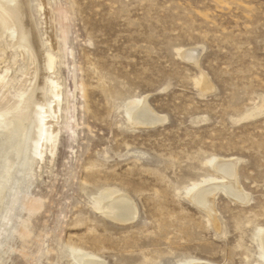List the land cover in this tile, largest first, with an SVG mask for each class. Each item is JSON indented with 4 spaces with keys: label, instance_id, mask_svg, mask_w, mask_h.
<instances>
[{
    "label": "rangeland",
    "instance_id": "obj_1",
    "mask_svg": "<svg viewBox=\"0 0 264 264\" xmlns=\"http://www.w3.org/2000/svg\"><path fill=\"white\" fill-rule=\"evenodd\" d=\"M41 1L30 11L47 53L44 105L0 205V264H264V0H49L48 23ZM14 40L0 36V96L16 101L34 74ZM189 47L197 63L178 52ZM57 87L56 149L46 142L40 158ZM144 98L162 122L130 123ZM230 156L236 181L214 167ZM212 181L243 195L216 190L214 216L190 199ZM122 192L136 204L124 223L100 208Z\"/></svg>",
    "mask_w": 264,
    "mask_h": 264
},
{
    "label": "bare ground",
    "instance_id": "obj_2",
    "mask_svg": "<svg viewBox=\"0 0 264 264\" xmlns=\"http://www.w3.org/2000/svg\"><path fill=\"white\" fill-rule=\"evenodd\" d=\"M41 2H44V22L48 23V21L54 20L50 1L42 0ZM46 6H49V8H46ZM8 29L14 31L15 43L27 49L28 57L32 62L31 68L34 76L28 92L20 99L15 101L7 91H4L0 96V110L4 109L1 111L2 113L0 115V205L3 202L6 189L8 186H11L9 184L11 179L15 174L20 173V175H22L28 165L27 163L30 161V142L33 135V130L30 128L31 114L37 105H44V88L48 74L47 53L42 46L38 31L34 24L33 16L30 11V0H0V36ZM44 32L52 49H57L58 41L55 32L53 30L49 33H47V31ZM190 47L189 49L180 48L178 52L181 56L192 59V63L194 61L197 63V56L193 54L194 50ZM54 68L55 65H53V69ZM7 71L8 68L0 75V86L6 78ZM203 81L204 80L200 82V85L207 87L208 80L206 83ZM56 90L58 96L54 99L51 108L45 107L41 114L43 136L38 145L37 152L40 158H43L45 150H47L45 149L47 146L46 142L48 143V149L51 155H54L56 149L62 96L60 94V88L57 87ZM163 118L164 117L160 116L152 109L146 98L134 108L129 117V119H131L130 123L137 125H153L157 122H162L164 120ZM235 166L236 160L231 158V156L230 158H222V160L214 164L215 170L224 180L230 179L232 181H236ZM16 180H19L18 177ZM11 188L13 189V186H11ZM219 188L224 190L235 200H241L243 197L242 192L237 190L234 185H230L226 182L217 183L212 181L211 183L199 186L190 194V199L195 201L198 200V203L204 207V209H208V212L214 216L215 209H213L212 199L216 190ZM243 192H245V190H243ZM100 208L104 215L122 223L132 220L136 212L135 201L126 192L117 195L112 194V197L108 199V201H102ZM262 243L264 247V235L262 236ZM81 259L84 264H107L103 258L96 255H88ZM190 264L212 263L194 261Z\"/></svg>",
    "mask_w": 264,
    "mask_h": 264
}]
</instances>
